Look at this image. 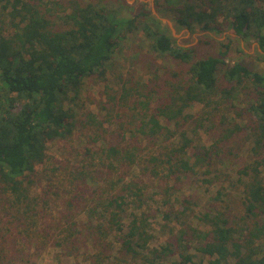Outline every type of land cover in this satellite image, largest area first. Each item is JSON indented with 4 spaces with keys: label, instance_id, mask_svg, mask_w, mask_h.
<instances>
[{
    "label": "trees",
    "instance_id": "16d2710c",
    "mask_svg": "<svg viewBox=\"0 0 264 264\" xmlns=\"http://www.w3.org/2000/svg\"><path fill=\"white\" fill-rule=\"evenodd\" d=\"M161 1L157 11L177 29L219 33L224 21L264 60V0ZM139 5L128 16L124 5L0 0V205L30 244L86 264H264V74L227 65L226 51L196 60ZM130 39L141 42L142 69L123 73L112 56ZM89 78L101 85L103 117L83 111ZM240 91L250 99L238 110ZM76 130L88 146L62 161L47 154ZM247 144L249 161L234 171L238 196L218 187L200 213L190 197L174 203L185 181L215 186ZM149 188L168 235L154 247Z\"/></svg>",
    "mask_w": 264,
    "mask_h": 264
},
{
    "label": "rangeland",
    "instance_id": "374dc122",
    "mask_svg": "<svg viewBox=\"0 0 264 264\" xmlns=\"http://www.w3.org/2000/svg\"><path fill=\"white\" fill-rule=\"evenodd\" d=\"M84 1L92 2L96 6H105L110 9L118 8L120 5H124V12L122 13L123 15L126 14L128 16L135 15L140 13L142 10H145L139 5V3H144L146 4V11L149 9L154 17L157 15L160 18L166 19L170 22L171 27L165 21H160L158 19L160 21V26L170 32L172 38L174 39V43L177 46L181 48L195 49L194 55L196 60L209 56H219L221 55V52L226 51L223 60L227 65L241 63L253 72L264 74V60L259 59L257 56V53L261 55L257 42L253 40L244 41L237 37L230 32L224 21L219 20L220 22H218L221 28L219 33L203 32L196 29L191 32L187 31L186 29H177L171 20L164 18L161 13L157 11L154 5V0ZM159 3L162 4L163 2L159 0ZM160 10L162 11V9ZM172 28L173 32L171 30ZM137 36L139 40L143 39L142 34ZM140 44L141 42L137 43V40L130 39L129 41L125 42V50L123 51L121 58L117 57L116 55L112 56L114 61L119 59L118 62L122 63V66L124 65L122 67L123 73H127L128 69L141 68L138 63L139 56L136 49V47L140 46ZM143 44L145 46L146 42H143ZM220 67L222 69L225 68V66L222 65ZM118 70L115 71L118 72ZM145 77L147 76H144V78ZM146 79L147 78H145V80ZM100 89L101 85L94 83L91 78L85 80L83 84V97H86V101L89 99L90 102L86 103V107L83 111L85 112L86 109H88L97 116L103 117V112H101L96 106V102L100 101V96H98ZM249 99L250 97L248 91H240L238 98L239 101L235 103L237 109L241 110L246 105V103H248ZM200 108L201 106L195 105L192 108V112L195 113L199 111ZM230 117L235 120L237 119L233 114H230ZM79 131L80 130L74 131L73 135L66 141H55L49 143L47 146V154L55 157L57 160L62 161L64 159H68L67 157H71L73 152L78 148L88 146L87 139L82 136L84 131L82 133ZM84 136H86V134H84ZM199 138H201L200 141L204 145L210 144V138H208V136L202 131H200ZM248 150L249 144L245 145L243 150L240 152V160L237 163L236 161L232 162L236 164H231L230 161H226L225 165L219 168L221 175L219 176L220 179L215 186L202 185L201 183L196 182L194 179L191 180V183L190 180L183 182L181 188L174 191L172 194L174 203L178 206L182 201V198L190 197L195 202V206H192V208L196 213H200L210 205L209 203H211L213 195L218 187H228V190H233L232 193L235 194L234 196H238L240 194V192H238L240 186L235 182L234 171L237 165L243 164L245 161H249L250 154ZM133 175L134 177L138 178V171L133 173ZM144 181L147 182L146 179ZM230 183H232V186H228ZM154 191V189L149 188L148 193L153 198L144 207L147 213L156 216L151 218L153 235L155 237L152 242L153 247L162 244L168 237L167 234L161 233V220L158 216L159 209H161V200L159 196L154 195ZM39 193L40 188H34L33 194L39 195ZM51 210V213H53L54 216H57L56 211L59 210V203H51ZM237 211L238 209L235 210V212ZM6 214H8V212H5L4 207L0 205V264H86L81 256L78 259H74L63 255L61 251L56 248H49L48 246L40 247L39 245L36 247L35 245L30 244V242L26 241V239L20 236L18 230L13 227L14 225L11 224L12 219ZM113 249L114 251L117 249V245L114 244V241Z\"/></svg>",
    "mask_w": 264,
    "mask_h": 264
},
{
    "label": "water",
    "instance_id": "95a60500",
    "mask_svg": "<svg viewBox=\"0 0 264 264\" xmlns=\"http://www.w3.org/2000/svg\"><path fill=\"white\" fill-rule=\"evenodd\" d=\"M153 13H155V12H153ZM156 15V14H155ZM156 17H157V19H159L160 21H165L166 23H168V25L171 27V24H170V22L168 21V20H166V19H163V18H160L159 16H157L156 15ZM172 30V32H173V28L171 29ZM259 51L261 52V50L259 49ZM262 53V52H261Z\"/></svg>",
    "mask_w": 264,
    "mask_h": 264
}]
</instances>
